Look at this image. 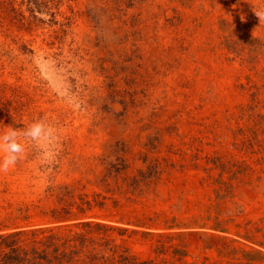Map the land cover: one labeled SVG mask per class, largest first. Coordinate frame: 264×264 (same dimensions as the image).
<instances>
[{
  "label": "rangeland",
  "instance_id": "obj_1",
  "mask_svg": "<svg viewBox=\"0 0 264 264\" xmlns=\"http://www.w3.org/2000/svg\"><path fill=\"white\" fill-rule=\"evenodd\" d=\"M3 1L2 80L20 95L0 131L46 119L58 136L50 162L27 144L0 173L4 225L41 224L51 189L107 196L100 181L125 154L130 177L156 166L160 180L88 218L137 232L142 261L264 264V0H55L30 33L9 22L29 4Z\"/></svg>",
  "mask_w": 264,
  "mask_h": 264
},
{
  "label": "trees",
  "instance_id": "obj_2",
  "mask_svg": "<svg viewBox=\"0 0 264 264\" xmlns=\"http://www.w3.org/2000/svg\"><path fill=\"white\" fill-rule=\"evenodd\" d=\"M12 1L10 4L14 5L15 0ZM22 2L29 4L32 10L28 8L30 16L26 17L24 13L18 14L12 9L9 11V22L12 24L15 21L19 31L28 33L38 26L37 23H44L43 20H39L37 13H44L45 9L50 11L57 9L55 0L51 1L53 3L51 6L48 0ZM4 4L5 2L0 0L2 33L6 32ZM50 16L49 22L53 26L59 25L57 14L51 12ZM257 46L264 49L263 45L257 43ZM252 47L254 51L256 48L254 41ZM2 70L3 68L0 67V119L11 121L14 119L13 112L16 111L13 105L19 98L20 90L17 85L2 80ZM261 92V88L254 92V101ZM114 161L109 163L104 178L100 181L102 188L99 189L107 196L102 193L77 194L76 190L69 186L59 187L57 193L56 190L51 189L49 196L56 206L38 213L42 219L41 224L10 229L4 224L10 222L11 217L0 220V264H158L155 261H142L128 247V239H133L137 232L117 229L104 222L88 218V213L96 208L107 209V200H113L114 208H118L122 200L134 202L142 195L143 187L151 184L152 181L160 180L162 171H159L161 170L159 167L149 166V172L139 171L137 175L130 177L131 167L127 155L115 157ZM17 212L19 219L30 220L28 208H19ZM126 235L127 240L124 239ZM160 249L163 247H158L157 253L163 254Z\"/></svg>",
  "mask_w": 264,
  "mask_h": 264
},
{
  "label": "clouds",
  "instance_id": "obj_3",
  "mask_svg": "<svg viewBox=\"0 0 264 264\" xmlns=\"http://www.w3.org/2000/svg\"><path fill=\"white\" fill-rule=\"evenodd\" d=\"M255 15L264 23V11H257ZM57 141V131L46 119L23 128L5 126L0 131V173H7L25 158L27 144L39 150L42 161L50 162L54 158Z\"/></svg>",
  "mask_w": 264,
  "mask_h": 264
}]
</instances>
